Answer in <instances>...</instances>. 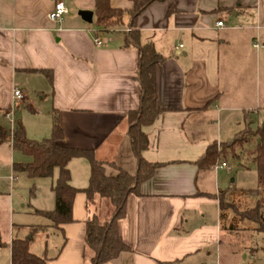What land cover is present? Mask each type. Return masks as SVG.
Instances as JSON below:
<instances>
[{"label": "crops", "instance_id": "1", "mask_svg": "<svg viewBox=\"0 0 264 264\" xmlns=\"http://www.w3.org/2000/svg\"><path fill=\"white\" fill-rule=\"evenodd\" d=\"M55 1L0 0V124L8 131L0 144V215L7 223L0 233V264H11L14 238L29 239L33 252L36 237L37 255L46 256L47 264H91L86 220L99 216L106 200L89 202L78 192L73 221L60 228L35 213L54 208L58 169L52 177L27 176L24 164L31 157L12 146L16 118L28 138L40 140L50 135L56 112L65 145L136 169L128 113L140 103L139 59L128 42L129 14L122 26L103 30L95 23V0H61L67 12L56 23L48 19ZM108 1L112 7L132 6L128 0ZM81 10L92 12L91 22ZM219 20L222 27L216 26ZM136 25L140 41L153 43L163 57L156 69L162 111L142 128L148 146L141 153L162 165L140 183L138 194L127 196L125 215L117 221L127 249L106 264H247L246 245L256 232L227 231L220 224L217 193L231 186H220L219 170L228 171L215 165L228 161L207 169L196 162L212 142L234 139L238 116L256 114L257 126L264 121V49L251 46L255 37L264 43V0L156 1ZM40 70L50 71L52 79ZM15 87L22 100L14 99ZM67 167L70 184L85 188L88 160L74 157Z\"/></svg>", "mask_w": 264, "mask_h": 264}, {"label": "trees", "instance_id": "2", "mask_svg": "<svg viewBox=\"0 0 264 264\" xmlns=\"http://www.w3.org/2000/svg\"><path fill=\"white\" fill-rule=\"evenodd\" d=\"M128 1L132 6L123 9L112 7L108 0H95L94 15L96 25L106 30L122 26L124 13L129 14L128 42L138 50L137 80L140 84L139 106L128 113V136L136 158L135 171L130 172L114 162L97 160L91 149L65 145L56 112L52 115V128L48 137L40 140L28 138L19 118L14 120L11 134L13 148L31 157L30 162L24 164L28 177H52L53 170L58 169L52 186L54 208L35 211L49 220L50 226L60 228L62 224L73 221L72 206L78 192H83L89 202L97 196L107 200L110 206L107 219L100 221L98 215L93 214L86 220L85 241L92 252L91 264H106L127 249L117 231V221L125 215L126 198L129 194H138L140 183L149 179L154 170L162 165L146 161L141 153L148 146L147 136L142 128L152 124L162 111L157 104L156 69L163 57L156 51L153 43L140 41L136 25L137 18L149 5L162 0ZM40 71L49 80L52 79L50 71ZM240 135L243 136L239 141L237 138ZM7 137V129L0 124V144ZM243 144H250L245 153L255 166L257 185L248 190L230 187L218 191L220 224L221 228L227 231L251 230L264 234V121L255 131H251L249 127L241 130L231 141L219 145L212 142L196 164L199 169H207L223 160L228 153L237 157L235 145ZM74 157H83L90 165L88 185L82 189L70 184L67 165ZM30 192L33 194V187ZM249 197L255 198L253 203H249L251 199L247 201ZM11 264H47V258L30 251L29 239L14 238L11 244Z\"/></svg>", "mask_w": 264, "mask_h": 264}, {"label": "rangeland", "instance_id": "3", "mask_svg": "<svg viewBox=\"0 0 264 264\" xmlns=\"http://www.w3.org/2000/svg\"><path fill=\"white\" fill-rule=\"evenodd\" d=\"M264 41V38H263ZM262 57L264 60V51H262ZM262 64H264V61H262ZM264 89V88H263ZM242 115L238 116L237 121H239V123L235 122L233 123V130H236L237 132L235 133V135L240 132L241 130L245 129L246 127H249V129L251 131H255L257 128V115L256 114H251L249 117L245 119H241ZM241 119V120H240ZM243 135H240L237 139L240 141L241 137ZM251 139V138H250ZM253 140V139H252ZM251 141V140H250ZM219 145V143H218ZM252 145V144H251ZM246 147V148H245ZM247 147H250V144H243V146H238L235 145V149H236V155L237 157L233 156V154L228 153L227 156L223 159V160H227L228 161V165L231 167V170L226 172L225 170H219L220 174L222 173V185H220L221 187H225V186H231L233 188H241V189H253L256 187L257 185V179H256V171H255V166L253 164V162L247 158L246 156V150ZM237 161L239 162V164H237ZM129 165V164H127ZM128 168H131L130 165L128 166ZM251 199V201H250ZM255 198H250L247 200L249 203H253ZM105 204H103V207L101 206V208L99 207V219L100 221H103L104 219H107L110 215V206L107 202V200H104ZM6 220L3 217V215H0V227L2 228L0 233L3 232L6 228ZM6 231V230H5ZM251 231V230H250ZM249 231V232H250ZM259 234V235H258ZM52 235H50V241L53 237H51ZM262 236H264V234H260V232H256L255 236L252 240H250L248 238V242H247V251H246V256H245V260L244 263H251V264H264V243L262 244ZM36 242L34 243V245H32V251L33 252H37L36 254H39L36 249V245L39 244L38 242V237L35 238ZM36 244V245H35ZM263 247V248H261ZM252 249V256L249 255L248 250Z\"/></svg>", "mask_w": 264, "mask_h": 264}, {"label": "built area", "instance_id": "4", "mask_svg": "<svg viewBox=\"0 0 264 264\" xmlns=\"http://www.w3.org/2000/svg\"><path fill=\"white\" fill-rule=\"evenodd\" d=\"M67 12L66 6L63 3V1L61 0H56L51 8V10L48 12V19L52 22H56V23H60L63 21L64 16ZM216 26L218 27H222L223 26V21L219 20L216 22ZM129 30V29H127ZM95 43L98 45L101 43L99 38H95L94 39ZM251 46L253 49H264V43H261L258 39V37H255L252 42H251ZM13 97L16 100H22L23 99V95L22 92L20 91V89L18 88H14L13 90ZM12 114L13 111H8L6 113L7 117H10V119L12 118ZM216 168H225L227 171L231 170V167L224 161H221L219 163H217Z\"/></svg>", "mask_w": 264, "mask_h": 264}, {"label": "water", "instance_id": "5", "mask_svg": "<svg viewBox=\"0 0 264 264\" xmlns=\"http://www.w3.org/2000/svg\"><path fill=\"white\" fill-rule=\"evenodd\" d=\"M79 15L82 17L84 21L91 22L92 20V12L87 10H81L79 11ZM259 140V139H257Z\"/></svg>", "mask_w": 264, "mask_h": 264}]
</instances>
